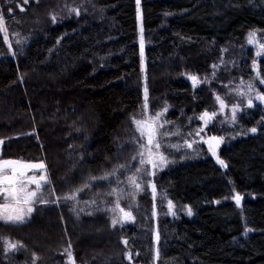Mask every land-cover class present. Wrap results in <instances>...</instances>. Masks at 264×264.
<instances>
[{
	"label": "trees",
	"instance_id": "trees-1",
	"mask_svg": "<svg viewBox=\"0 0 264 264\" xmlns=\"http://www.w3.org/2000/svg\"><path fill=\"white\" fill-rule=\"evenodd\" d=\"M140 3L144 68L136 0H0L1 156L43 161L49 181V202H36L25 222L0 220V264H71L69 252L75 264H148L146 246L158 247L157 264H264V105L246 97L252 106L220 132L226 166L189 159L182 146L151 173L134 122L177 116L186 136L190 117L216 110V94L227 106L240 98L255 58L248 32L264 43V0ZM143 168L135 197L119 200L131 219L123 213L113 226L109 191ZM148 181L163 198L157 239L143 226H153ZM130 247L139 250L133 260Z\"/></svg>",
	"mask_w": 264,
	"mask_h": 264
},
{
	"label": "rangeland",
	"instance_id": "rangeland-1",
	"mask_svg": "<svg viewBox=\"0 0 264 264\" xmlns=\"http://www.w3.org/2000/svg\"><path fill=\"white\" fill-rule=\"evenodd\" d=\"M136 9H137L136 15H137V23H138L137 24L138 43H139L140 54H141L142 68H144V64H145V56H144V54H145L144 53V47L145 46H144V35H143L144 26H143V21H142L140 0H136ZM0 27H1V30H3V24L1 22H0ZM252 31H255V30L252 29L249 32H252ZM247 37H248V35H247ZM257 40L259 43H262L258 34H257ZM141 41L143 42V51L142 52H141ZM246 43H247V45L252 46V48L254 50V57L255 58L252 61L253 73L246 80V82L244 83L242 88H239L238 92L241 95L240 98L232 99V103L229 106H227L226 101H225L223 96L216 94V97H219V100L217 99L216 110L215 111L202 110L200 112V114L198 115V117H196V116L190 117L192 120V126L194 129L188 131L186 136H182L181 133L183 132L184 129H186L188 127L189 124L187 126H184L182 124V122H179L177 116H173L171 118V121H173V122H165L164 120H162L160 118V116L158 118H156V115H151V114H148L146 116V118H143L140 120V121H146L148 124H155L157 126L163 125V127H157L156 138L154 141V144L155 143L160 144L159 149H156L154 147V144L149 145L147 133L145 132V134H144L145 135V141L143 144L144 147H142L143 156H141V159H144L145 161H147V159L149 158L147 149L150 148L152 153L154 154L152 158L157 163V167H155V168H153L152 164L148 163V166H150V168H151V173H153L154 171H159L160 169L164 168L165 166H167L169 164L170 160L168 157V155H169V153L167 152L168 150H173V149H177V148L180 149V148H182V146H185L182 150L187 149L188 156L190 157L189 159L193 160V159H195V157L203 158V157L210 155L218 163L220 160L224 161L220 156L219 149L226 142L228 137H226L224 134H222L220 132L223 131V128L225 126H230V125L236 126V123L240 122V118H241L240 114L242 111V106H248V102H244L246 97H248L249 99H251L253 101V100H257L256 99L257 95L264 96V83L261 82L264 80L260 76V72H259V68H258V65H259L258 59L261 57H264V53L257 55V53L259 51L258 46L255 44H248V42H246ZM191 76H193V75H188V78H190ZM189 82H191V81L189 80ZM250 85H251V89L249 88ZM221 100L224 103L223 108L221 107V103H220ZM259 102L261 105H264V100H259ZM234 108H236L235 119H233V109ZM204 113H208L209 115H212L213 113H215V115L212 116V119L210 121L205 123L204 120L200 119V117ZM185 120L189 121L190 119L187 118ZM250 129H252V128H250ZM211 137L222 138L219 141V143L216 145L215 155L209 149L208 141L210 140ZM189 145H191V147H189ZM1 154H2V142L0 141V162H2L4 160H11V161H19L21 163H37L38 164V163L42 162L44 164L43 161H25V160H19L16 158L1 156ZM160 155H162L167 160L166 164H164V165L159 164V156ZM143 164L145 166V163H143ZM224 165H225V162H224L223 166ZM144 168L142 169V171L139 169L140 171L136 170V171H134V173L128 175V177L126 178V181L123 183V185L121 187L115 188V189H112L109 191L110 193L113 194L114 202L116 204H117V202L119 203V200L122 198H125V197L126 198H129V197L134 198L135 197L134 192H136L139 189L136 187L137 184L139 185L138 178H140L141 175L143 174V171H145ZM148 171H149V168L146 170V173H148ZM8 174L11 175L10 170L8 171ZM41 174H45L48 178L47 171L46 170H40V169L28 170L26 172V177H30L33 175L39 177ZM130 177H135V183L130 182V179H129ZM142 180H145V178ZM148 184L151 187L154 186V183L152 181H148ZM28 190L29 191H35L36 186L34 184L28 185ZM40 193H41V196L38 197V199H44V200L47 198V196L49 194L48 190L46 189V187L44 185L40 189ZM61 196H63V195H61ZM67 196H70V194H66L63 197V201L68 200V199H65V197H67ZM159 196L160 195H158L156 193V190H155V192H153V190H152L150 202L146 205V213L148 216H150L149 221L153 224V226H151L150 224L148 225V223H146V222H145V225H143L144 227H146V233H152L155 236V239H157V230H156L157 224L155 221V217L157 219L156 205L161 201V199L163 200V198H160ZM235 196H237V195H235ZM164 201H165L166 205L168 206L167 213L170 214L173 211V207L172 208L169 207V200L164 198ZM4 203H6V201L0 202V205H2ZM7 203H12V201L9 200V201H7ZM35 203H33L31 205L33 208L35 206ZM114 208H116V205ZM120 208L121 207H120V203H119V208H117L116 211H112L113 219H116L118 221V223L123 222V213L124 212H120ZM151 217H152V219H151ZM146 252L148 253L147 255L151 257L149 259L148 264H157L158 247L153 246L152 248H148V246H146ZM135 255H139V250L136 249V251H134L130 247L128 252H127V258L129 260H133ZM129 256L131 258H129ZM134 264H141V263H134Z\"/></svg>",
	"mask_w": 264,
	"mask_h": 264
},
{
	"label": "snow or ice",
	"instance_id": "snow-or-ice-1",
	"mask_svg": "<svg viewBox=\"0 0 264 264\" xmlns=\"http://www.w3.org/2000/svg\"><path fill=\"white\" fill-rule=\"evenodd\" d=\"M71 11L75 12L77 15H79L78 9H72ZM53 22H55L56 17L52 16ZM248 44H255L258 46V53L257 55H260L261 53H264V43H259L257 40V33L255 31L249 32L247 37ZM143 51V42L141 41V52ZM190 79L192 80L193 86H196L198 83H200L199 79L196 76H191ZM264 83V81H261ZM251 89V85L249 86ZM145 97H147V88H145ZM219 100V97H217ZM257 100H264V96L257 95ZM221 107H224V103L221 100ZM248 106H252V101H248ZM167 109H165L166 111ZM235 113L236 108L233 109V119H235ZM162 113H157L156 118H158ZM215 113L212 115H209L208 113H204L200 119L204 120L205 123L210 121L212 119V116H214ZM134 119V118H133ZM155 119V118H154ZM135 124L137 125L138 130L141 131V134L144 135L145 132L148 136V144L153 145L155 138H156V131L157 127H163V125H155V124H148L146 121H140V120H134ZM251 132H256V128L250 129ZM222 138L217 137H211L208 141L209 143V149L213 152L215 155V144H218L219 141ZM215 142V144L213 143ZM142 147H144L142 145ZM154 147L156 149L160 148L159 143H155ZM191 147V145H189ZM149 158L147 161L144 159H141L140 163H149L152 164L153 168L157 167V163L153 160V153L150 148L147 149ZM143 156V153L140 154ZM167 163V160L160 155L159 156V164L164 165ZM220 164H224V161L220 160ZM226 166V165H225ZM121 168L124 166L121 165ZM45 170L46 166L41 163H21L19 161H11V160H4L0 162V196H3V199L6 201V203L0 205V220H3L7 223H23L25 222L26 218L31 215V213L34 211L33 207L31 206L35 202L39 203H48L49 201L44 199H38V197L41 196L40 189L43 185H46L49 183L48 178L45 174H41L39 177L33 175L30 177H26V172L28 170ZM11 171V175L8 174V171ZM137 171H140L139 169ZM114 174V173H113ZM105 177H92L91 179H106ZM130 182L135 183V177H130ZM35 185L36 190L35 191H29L28 185ZM87 186V185H85ZM137 188H139V185H136ZM77 191H82V189H77ZM153 192H155V186H153ZM75 196H67L65 199H74ZM236 202H240V198L237 195L235 197ZM12 201V203H7V201ZM169 207L172 208L173 205L171 201H169ZM119 208V203L117 202L116 208H113L112 211H116V209ZM120 212H124L122 208H120ZM188 214L191 215V209H188ZM124 218L125 219H131V213L124 212ZM118 223L116 219L112 220V225L115 226ZM8 249H15L17 247V244L7 242ZM126 243V242H125ZM67 251V249L65 250ZM69 260L71 264H75L74 259L72 258L71 253H68ZM129 258H131L129 256Z\"/></svg>",
	"mask_w": 264,
	"mask_h": 264
},
{
	"label": "flooded vegetation",
	"instance_id": "flooded-vegetation-1",
	"mask_svg": "<svg viewBox=\"0 0 264 264\" xmlns=\"http://www.w3.org/2000/svg\"><path fill=\"white\" fill-rule=\"evenodd\" d=\"M213 143H215V142H213ZM220 149H221V147H220ZM220 149H219V153H220Z\"/></svg>",
	"mask_w": 264,
	"mask_h": 264
},
{
	"label": "water",
	"instance_id": "water-1",
	"mask_svg": "<svg viewBox=\"0 0 264 264\" xmlns=\"http://www.w3.org/2000/svg\"><path fill=\"white\" fill-rule=\"evenodd\" d=\"M214 144H215V143H214ZM216 145H217V144H215V149H216Z\"/></svg>",
	"mask_w": 264,
	"mask_h": 264
}]
</instances>
